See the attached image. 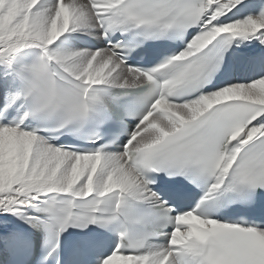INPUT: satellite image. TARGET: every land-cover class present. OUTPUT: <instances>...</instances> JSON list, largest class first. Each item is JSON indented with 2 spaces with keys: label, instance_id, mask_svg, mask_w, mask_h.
I'll return each mask as SVG.
<instances>
[{
  "label": "snow or ice",
  "instance_id": "6c2138e0",
  "mask_svg": "<svg viewBox=\"0 0 264 264\" xmlns=\"http://www.w3.org/2000/svg\"><path fill=\"white\" fill-rule=\"evenodd\" d=\"M0 264H264V0H0Z\"/></svg>",
  "mask_w": 264,
  "mask_h": 264
}]
</instances>
